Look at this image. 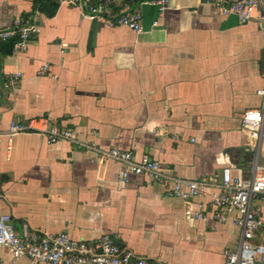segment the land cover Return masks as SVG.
<instances>
[{"label": "crops", "instance_id": "1", "mask_svg": "<svg viewBox=\"0 0 264 264\" xmlns=\"http://www.w3.org/2000/svg\"><path fill=\"white\" fill-rule=\"evenodd\" d=\"M48 1L57 6L53 15L42 0H0V30L22 17L40 28L25 51L9 53L0 40V214L12 215L21 236L109 234L152 262L225 264L241 235L231 222L187 216L169 184L137 174L124 181V164L74 142L49 144L36 133L10 139L8 130L14 119L50 116L82 141L132 151L136 159L149 155L176 177L220 175L225 166L250 177L256 157L264 165V137L256 146L241 125L244 112L262 102L259 20L240 23L207 0H169L162 14L144 0H120L143 14V30L135 32ZM13 72L21 73L17 86L3 90ZM254 205L264 220V200ZM0 264L30 262L0 245Z\"/></svg>", "mask_w": 264, "mask_h": 264}, {"label": "built area", "instance_id": "2", "mask_svg": "<svg viewBox=\"0 0 264 264\" xmlns=\"http://www.w3.org/2000/svg\"><path fill=\"white\" fill-rule=\"evenodd\" d=\"M155 5L160 14L167 8L169 0H144ZM220 14L235 15L240 23L254 18L261 24L264 41V0H207ZM58 4H68L80 8L90 20L101 19L110 25L125 26L135 32L143 30V14L138 8H126L120 0H57ZM158 25V21L154 22ZM39 26L34 18H19L13 26L0 30V40L17 37L14 52L25 51L31 36L38 34ZM49 71L45 63L39 73ZM21 78L20 72L6 76L3 90L14 89ZM261 97L260 106L249 109L242 116L241 125L258 146L264 137V86L257 90ZM18 133H36L46 138L49 144L60 141L74 142L81 148L124 164L122 180L128 181L131 174L144 175L161 184L171 187L168 195L181 198L185 214L198 220H215L221 224L231 222L241 229L240 240L235 249L225 251V264H264V237L259 232L264 228L260 206L254 199L264 200V165L254 159L252 175H235L230 166H225L220 175H203L198 179H186L166 172L164 162L143 155L136 159L132 151L117 147H102L95 142L77 138L72 128L56 123L50 116L34 118L29 123L14 119L9 126L11 139ZM160 135L162 134L159 131ZM0 245L8 247L14 257L28 258L30 264H162L136 255L129 249L120 247L109 234L94 239H75L67 232L48 233L31 231L19 235L12 222V215L0 214Z\"/></svg>", "mask_w": 264, "mask_h": 264}, {"label": "trees", "instance_id": "3", "mask_svg": "<svg viewBox=\"0 0 264 264\" xmlns=\"http://www.w3.org/2000/svg\"><path fill=\"white\" fill-rule=\"evenodd\" d=\"M42 2H43V0H42ZM42 2H41V9L43 11H46L47 9L52 8L53 11L51 10V12L48 14L53 15L56 12L57 6L53 2L51 3V1H48V0L44 1L43 3ZM5 41L6 42L1 41L2 49L3 48L6 49V51L9 53L14 52V45L17 41V37L11 38V39L5 40Z\"/></svg>", "mask_w": 264, "mask_h": 264}]
</instances>
